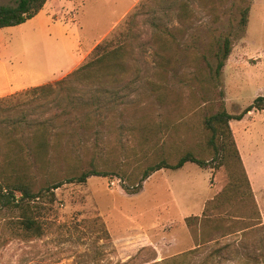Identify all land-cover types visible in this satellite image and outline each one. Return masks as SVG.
<instances>
[{"label":"rangeland","instance_id":"374dc122","mask_svg":"<svg viewBox=\"0 0 264 264\" xmlns=\"http://www.w3.org/2000/svg\"><path fill=\"white\" fill-rule=\"evenodd\" d=\"M224 38L230 53L216 76ZM102 40L130 44L116 81L0 103V182L11 179L9 162L19 156L30 191L41 194L29 211L0 207V264H171L182 255V264H197L246 226L264 234V110L237 125L250 176L232 132L236 153L204 124L221 109L237 115L264 97V0H47L31 19L0 29V99L61 80ZM68 102L90 103L86 124L82 113L63 108ZM60 109L68 114L54 119L41 167L29 153L26 122ZM22 114L26 122L11 142L3 131ZM185 153L204 165L158 170L131 193L146 167L175 164ZM89 170L104 175L78 182ZM223 193L228 199L203 221L204 208ZM23 216L39 231H24ZM187 217L199 221L188 226ZM236 263L225 251L208 260Z\"/></svg>","mask_w":264,"mask_h":264},{"label":"trees","instance_id":"16d2710c","mask_svg":"<svg viewBox=\"0 0 264 264\" xmlns=\"http://www.w3.org/2000/svg\"><path fill=\"white\" fill-rule=\"evenodd\" d=\"M47 0H17L12 5H0V29L17 26L22 24L28 19L34 17L43 7ZM248 8L245 7L240 13L239 25L244 27L247 22ZM130 44L128 41H122L117 44V42H112L108 40L100 41L90 52L89 60L84 64L78 66L76 69L69 72L61 80L55 82L54 84H44L40 86H35L30 89L25 90L21 94H13L5 98L0 99V103L21 96H29L32 98H37L38 96L48 97L52 95V99L61 91H71V83H83L81 85L102 84V80L107 82L106 79L110 78L112 81H116L117 77L124 72V62L130 53ZM230 53V41L228 38H224L222 46L219 49L216 57V63L214 67V74L219 75L221 68L224 65V61L227 59ZM118 75V76H116ZM102 82V83H101ZM68 88L66 89V87ZM35 100V99H34ZM68 102L63 108L69 110H74L83 114L84 124L88 122L89 118V106L88 102H79L78 104H71ZM74 105V106H72ZM88 111V112H85ZM252 110H264V97L257 96L253 102L246 106L239 114L230 115L225 110L215 113L214 115L205 119L204 124L206 128L210 131L211 137L216 138L221 135H226L230 142L227 145L222 143V148L233 147L234 142L231 139V130L229 128L228 122L230 120H240L243 115L247 114ZM67 110L60 109L57 113L52 114L50 118L39 119L36 121L26 122L24 114L18 120H12V127L10 129L4 130L3 134L12 142L10 138L15 132L18 131V125L26 122L29 127V142H32V146L29 147V153L34 157L35 163L39 164L41 167L46 162L45 156L47 153L48 139L50 136L49 132L51 129H55L54 119L60 116L67 115ZM53 118V119H52ZM79 121V119H76ZM65 125V120H61L60 126ZM59 134H55L58 137ZM214 143V142H213ZM236 153V150L234 148ZM237 155V154H236ZM185 163H194L199 166L204 165V162L197 160L191 153H185L179 157L175 164H168L164 159L159 160L157 163L149 165L143 171L139 183L134 186L131 193H137L140 188V182L144 181L150 174L161 170H178ZM8 168L11 171V179L3 178L0 182V207L9 206L12 208H21L22 210L29 211V202L40 197V192L32 193L30 191V183L27 180V170L29 169L28 164H26L19 156H15L9 162ZM104 173H99L95 170H89L83 172L79 175L78 182H83L89 176H102ZM58 186L54 185L50 189H56ZM125 191H128L125 189ZM49 192V190H46ZM226 192V191H225ZM51 195L52 192H51ZM224 193L216 196L208 205L204 208L202 219L203 221H209L210 214H206L207 209L218 208L222 201L221 198ZM227 197V193L223 198ZM222 198V199H223ZM199 221L198 217H187L185 222L188 226L192 222ZM222 221L220 216L217 217L216 222ZM23 226L24 231L34 232L39 231V228L34 222L28 220L23 216L20 221ZM264 227V224L262 225ZM264 231V228H263ZM257 230L248 229V226L244 227V231L241 232L239 239H234L231 243H225L222 246L213 250L210 254H207L201 261L197 264H208V260H211L212 254H219L221 251H225L230 254L231 257L236 258V264H260L264 263V234H256ZM38 235V233H35ZM195 250V249H194ZM192 250L191 252H193ZM187 255H182L181 260H173L171 264H182L183 260Z\"/></svg>","mask_w":264,"mask_h":264},{"label":"crops","instance_id":"0c3cea01","mask_svg":"<svg viewBox=\"0 0 264 264\" xmlns=\"http://www.w3.org/2000/svg\"><path fill=\"white\" fill-rule=\"evenodd\" d=\"M84 56L85 55H83L79 59H77L76 63L72 67H75V65H77L84 58ZM13 91L14 90L10 89L9 91H7L6 94H11ZM248 113H251V112H248ZM243 117H242V119H243ZM242 119L241 120H230L228 122L229 128H230V130H231V132L233 134L234 141L236 142V144L238 146V149H239V152H240L241 157H242V153H241V150H240V147H239V142L242 141V136H241L242 126H237V125H239L238 123H241L242 122ZM242 161L244 162V165L246 166V173H247V175L250 176L251 170H250L249 165L247 167V160L242 157Z\"/></svg>","mask_w":264,"mask_h":264}]
</instances>
